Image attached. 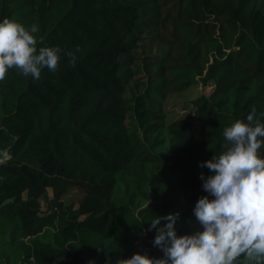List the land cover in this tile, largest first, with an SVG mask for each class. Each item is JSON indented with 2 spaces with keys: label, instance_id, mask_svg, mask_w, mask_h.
<instances>
[{
  "label": "trees",
  "instance_id": "16d2710c",
  "mask_svg": "<svg viewBox=\"0 0 264 264\" xmlns=\"http://www.w3.org/2000/svg\"><path fill=\"white\" fill-rule=\"evenodd\" d=\"M5 17L62 51L0 81V264H116L144 236L162 258L149 221L178 212L191 234L223 129L253 108L264 124V0H0ZM210 82L194 121L166 123L170 94Z\"/></svg>",
  "mask_w": 264,
  "mask_h": 264
},
{
  "label": "clouds",
  "instance_id": "9594fccd",
  "mask_svg": "<svg viewBox=\"0 0 264 264\" xmlns=\"http://www.w3.org/2000/svg\"><path fill=\"white\" fill-rule=\"evenodd\" d=\"M38 31L37 25L26 28L14 18L0 22V81L13 68L35 81L43 69L57 70L62 49H37ZM66 55L73 56L70 51ZM223 137L227 141L223 151L200 165L214 173L207 178L201 173L209 195L199 198L193 209L202 230L178 236V212L155 216L149 221L150 230H156L153 245L163 257L138 252L118 258L116 264H237L241 257L242 264H264V158L259 153L264 124L256 119L255 108L247 123L237 120L225 127ZM162 221L166 223L161 226Z\"/></svg>",
  "mask_w": 264,
  "mask_h": 264
},
{
  "label": "rangeland",
  "instance_id": "374dc122",
  "mask_svg": "<svg viewBox=\"0 0 264 264\" xmlns=\"http://www.w3.org/2000/svg\"><path fill=\"white\" fill-rule=\"evenodd\" d=\"M213 88L214 82H210L206 86L199 84L191 87L186 92L170 94L164 105L166 123H170L178 118H189L194 121V106L192 101L201 95H209ZM167 148L168 144L159 150L160 153L162 155H166ZM51 194L52 190L49 189V195ZM82 195L83 190L79 188H72L64 195V200L67 205L77 206ZM43 204L46 206L45 203ZM184 223L189 225L191 234L198 230H202V227L193 221H184Z\"/></svg>",
  "mask_w": 264,
  "mask_h": 264
},
{
  "label": "built area",
  "instance_id": "2783aa9c",
  "mask_svg": "<svg viewBox=\"0 0 264 264\" xmlns=\"http://www.w3.org/2000/svg\"><path fill=\"white\" fill-rule=\"evenodd\" d=\"M146 237L144 236V238L140 241L137 242V252L144 254V253H149V247H147L146 245Z\"/></svg>",
  "mask_w": 264,
  "mask_h": 264
}]
</instances>
